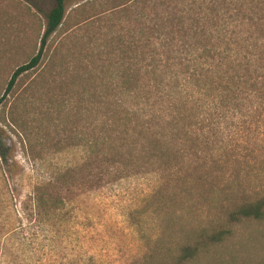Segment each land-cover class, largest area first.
Listing matches in <instances>:
<instances>
[{
  "label": "trees",
  "instance_id": "obj_1",
  "mask_svg": "<svg viewBox=\"0 0 264 264\" xmlns=\"http://www.w3.org/2000/svg\"><path fill=\"white\" fill-rule=\"evenodd\" d=\"M52 1L38 52L14 70L6 94L19 76L48 57L45 74L53 76L61 64L70 68L59 57L60 48L50 53L48 47L66 15L67 0ZM168 2L131 0L113 10L108 19L121 13V24L135 28L127 35L104 34L102 53L111 63L102 65L101 72L108 83L100 85L95 75H88L82 61L73 78L93 109L90 113L94 104L104 107L88 128L85 167L92 172L124 173L134 167L157 173V214L168 216L177 209L178 219L196 221L179 244L159 248L168 264H189L231 237L239 223L264 221V165L250 161L264 151V9L250 0L251 22L244 14L227 16L224 24L233 18L240 28L221 34L211 29L214 16L206 19L209 28H200L201 16L173 11ZM247 24L260 28L254 29L255 38ZM149 47L151 59L144 58ZM225 148L229 150L221 154ZM242 177H247L245 183ZM51 193L39 199L45 214L61 200ZM45 195L53 200L49 206Z\"/></svg>",
  "mask_w": 264,
  "mask_h": 264
},
{
  "label": "rangeland",
  "instance_id": "obj_2",
  "mask_svg": "<svg viewBox=\"0 0 264 264\" xmlns=\"http://www.w3.org/2000/svg\"><path fill=\"white\" fill-rule=\"evenodd\" d=\"M249 1L168 3L173 11L175 7L188 16H201L200 28H209L206 19L214 16L216 24L211 29L222 34L240 28L231 22L237 15L244 14L243 18L251 22ZM254 2L264 9L261 0ZM130 3L67 0L64 21L48 47L50 53L60 48L59 57L70 68L65 70L67 65L61 64L54 77L45 74L48 57L19 76L6 94L14 70L38 52L45 16L53 1L0 0V264H168L159 247L176 246L196 223L178 219L177 209L172 215L157 214V173L135 171L134 167L124 173L92 172L84 165L88 128L97 118L96 111L101 114L104 107L94 104L96 110L90 113L93 109L87 99L84 102L81 87H74L73 74L78 75L74 67L82 61L88 75H95L100 85L108 83L102 80L106 74L101 71L102 65L111 62L102 53V39L104 34L127 35L135 28L126 21L121 24V13L108 19L113 10ZM227 16L233 18L224 24ZM244 27L254 33V38V29H260L251 24ZM149 41H154L151 35ZM151 49H146L144 58L151 59ZM57 71L61 72L62 82ZM98 92L102 93V86ZM251 160L264 165V151ZM262 176L264 181V171ZM195 178L194 173L191 184ZM241 179L245 183L247 177ZM44 192L61 199L47 214L39 201ZM51 196L45 195V205L52 204ZM174 208L177 206L169 210ZM189 264H264V221L239 223L231 237L212 245Z\"/></svg>",
  "mask_w": 264,
  "mask_h": 264
}]
</instances>
